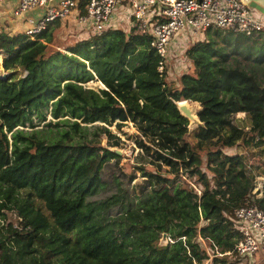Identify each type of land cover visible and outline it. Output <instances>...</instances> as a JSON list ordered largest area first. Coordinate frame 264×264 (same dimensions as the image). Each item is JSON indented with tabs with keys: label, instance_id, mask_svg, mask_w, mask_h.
Here are the masks:
<instances>
[{
	"label": "trees",
	"instance_id": "trees-1",
	"mask_svg": "<svg viewBox=\"0 0 264 264\" xmlns=\"http://www.w3.org/2000/svg\"><path fill=\"white\" fill-rule=\"evenodd\" d=\"M89 2L81 0V15ZM59 23L37 40L0 33L7 74L0 75V214L10 211L20 219L17 228L0 225V264H240L235 213L251 205L264 210V184L261 198L253 194L264 164L254 173L243 155L227 150L242 143L264 156V82L257 71L264 43L242 46L251 38L229 33L237 42L230 45L234 53L250 60L235 66L214 42L211 33L219 32H209L208 40L186 52L195 76L184 75L182 88L175 89L167 82L168 67L159 71L162 58L151 36L109 29L52 51ZM95 79L105 88L85 87ZM182 101L202 108L203 127L192 144L189 121L177 105ZM49 114L47 126L57 133L34 124ZM239 114L247 116V127L235 123ZM128 122L155 171L142 168L138 199L124 198L128 210L112 218L110 210L120 203L116 195L91 199L104 189L106 171L116 182L129 176L119 168V155L101 146L103 134L117 137L89 125L122 128ZM181 173L202 190L174 186ZM163 234L172 239L166 246L160 245Z\"/></svg>",
	"mask_w": 264,
	"mask_h": 264
},
{
	"label": "built area",
	"instance_id": "built-area-1",
	"mask_svg": "<svg viewBox=\"0 0 264 264\" xmlns=\"http://www.w3.org/2000/svg\"><path fill=\"white\" fill-rule=\"evenodd\" d=\"M80 2L17 0L15 4L13 0H0V22H19L39 11L37 17L25 20L21 32L37 40L55 23L72 17L83 27L93 29L95 36L119 29L115 19H121L120 23L128 25L129 30L153 38L151 47L162 58L161 73L165 72L169 54L177 43H197L203 35L214 31L249 38L264 35V14L260 15L248 0H90L84 16L80 14ZM235 223L241 236L235 253L240 264H245L243 261L253 260L260 251L264 253V210L257 205L242 207L235 213Z\"/></svg>",
	"mask_w": 264,
	"mask_h": 264
},
{
	"label": "rangeland",
	"instance_id": "rangeland-1",
	"mask_svg": "<svg viewBox=\"0 0 264 264\" xmlns=\"http://www.w3.org/2000/svg\"><path fill=\"white\" fill-rule=\"evenodd\" d=\"M260 15V13L258 11ZM3 23V22H2ZM0 23V33L8 32L11 35L18 34L22 32L12 31L10 28L9 30L4 29L3 25ZM60 25L56 27V30L54 32V41L50 46V49L52 51H65L70 47L75 46L77 43L87 40L91 38L93 34V29L89 27H83L79 24L77 20H75L73 17L70 20L63 21L59 23ZM8 26V25H7ZM10 26V25H9ZM55 26V25H54ZM119 29H122V27H118ZM125 29H129L126 28ZM122 29V30H125ZM219 33H211L214 39V42L217 47H223L225 49V53L229 56V62L233 63L236 66V62H239L242 66H249L250 60H245L244 52H240L239 54L234 53V49L232 48L231 43L236 44L234 38H236V35H233L234 38L228 39V37H232L231 34L227 32L218 31ZM200 41H206L208 40V33L202 36L200 38ZM200 41H197L200 42ZM241 43V42H240ZM255 43L259 46L261 43H264V35L259 37L256 36L254 38H251V40L248 41H242V46H248L251 47L255 45ZM195 42H188V44L183 43H177L178 46H173L172 51L169 54L168 57V73H167V82L175 89H181L182 88V78L184 75H192L195 76V65L192 60H190L187 56V50H190L195 45ZM215 46V47H216ZM3 57L0 54V75L4 73L3 66H2ZM258 75L264 82V64L260 65L257 68ZM85 87L87 89H92L95 91H100L101 89H104L105 87L98 81L93 80L89 83L85 84ZM191 104V102H189ZM201 107V105H200ZM50 121H53L51 114L48 115V119L46 122H39V120L34 119V124L39 125L37 129L42 130L44 133L48 134L50 131H53L54 133H57L58 130L55 127H49L47 126V123ZM191 123V122H189ZM235 123L237 124H245L247 127L250 124V121H248V118L245 114H239L235 117ZM96 126L99 127H107L110 131V134L113 135L112 138L109 134H103L100 137L101 146L107 149H111L112 151L119 152V158L121 159L120 169L123 173L127 174L129 176L128 179H123L119 175V171L116 170V176L118 175L120 178L119 180H116L112 178L113 174L109 171H106L107 173L103 175V181L105 183L104 189H102L101 192H99L96 196H94L91 200L93 201H103L107 199L108 197H111L113 195H116L119 199L120 203L116 205L114 208L110 210V217L117 218L122 216L125 211L129 208L128 201H125L124 198L133 197V200H137L138 197L135 195L137 194V184L138 182L144 180L145 171L142 170V168L146 169L147 172H154L155 169L153 166H151L149 163L150 161L148 159L142 158V152L138 148L136 144V140L139 137V134L137 132V129L135 128L133 122H128L126 125L122 128H119L116 124L112 127L104 126V124H95L89 125L91 129H94ZM201 127L194 126L192 129H189L188 134V141L192 144L194 142V136L197 134ZM26 130H29L28 128ZM119 143L118 147L113 146L115 143ZM228 154H234L238 153L245 157V164L248 167V169H253V172L255 173L257 169L263 167V152H261L260 149L257 148H250L244 146L242 143L238 145V148L234 150H227ZM203 160L206 163V157L205 154H202ZM114 160H112L113 164ZM264 168V167H263ZM133 174L136 176V178H133ZM257 179V187L254 190L253 194H258L259 191L262 190L263 184H264V177H256ZM175 181H173L174 186L181 184L184 185L186 188H195L199 192L202 190L201 186L196 182L195 179H192L189 175L184 174L182 176V173L180 177L175 178ZM258 197L261 198V194H258ZM20 219L17 214L12 213L10 211L5 212V214H0V225L8 227V225H12L14 228L19 227L20 225ZM167 242H172V239L168 236ZM198 242L202 243L203 248H206L211 255H213V250L211 249L209 242L202 240L201 238L198 239ZM162 237L160 240V245H163ZM213 258V256H212ZM264 259V254L262 251L256 254V257L253 258V260L248 259L247 261H243L245 264H264L263 261L259 260ZM203 264H212V259L206 260Z\"/></svg>",
	"mask_w": 264,
	"mask_h": 264
},
{
	"label": "water",
	"instance_id": "water-1",
	"mask_svg": "<svg viewBox=\"0 0 264 264\" xmlns=\"http://www.w3.org/2000/svg\"><path fill=\"white\" fill-rule=\"evenodd\" d=\"M251 3V6L258 11H260L262 14H264V0H248ZM1 77L5 79L7 77V74L4 72L2 73ZM187 104L180 105L181 102L177 103L178 108L181 112V114L191 123H189L188 129H192L194 126L203 127V123L200 121L199 116L201 114L202 108L200 107V104L198 103H189L188 101H182ZM189 103V104H188ZM115 152V151H114ZM118 155H120L119 152H116ZM167 234H163L162 236V242L163 245H168L169 242H167Z\"/></svg>",
	"mask_w": 264,
	"mask_h": 264
},
{
	"label": "crops",
	"instance_id": "crops-1",
	"mask_svg": "<svg viewBox=\"0 0 264 264\" xmlns=\"http://www.w3.org/2000/svg\"><path fill=\"white\" fill-rule=\"evenodd\" d=\"M13 2L16 4V2H17V0H13ZM38 14H39V11H35V12H31L28 16H26V17H24V18H26V19H28V18H30V17H37L38 16ZM26 19H22L21 21H15V20H7V21H5V22H0V23H2L1 25H3V27H4V29H6V30H9L10 28L12 29V31H18V32H20V30H23L24 29V27L26 26V24H25V20ZM116 20V23H117V25H118V27H122V29H125V27L126 28H129L128 27V25H126V24H124V23H120V20L119 19H115ZM8 25V26H7ZM10 25V26H9ZM18 25V26H17ZM129 29H125V31H128ZM17 34V33H16ZM18 34H20V33H18ZM263 253V252H262ZM264 254V253H263ZM259 259H257V261H258ZM260 261H263L264 262V259H261V260H259V262Z\"/></svg>",
	"mask_w": 264,
	"mask_h": 264
},
{
	"label": "bare ground",
	"instance_id": "bare-ground-1",
	"mask_svg": "<svg viewBox=\"0 0 264 264\" xmlns=\"http://www.w3.org/2000/svg\"><path fill=\"white\" fill-rule=\"evenodd\" d=\"M185 104H187V103H185V102H181V103H180V105H185ZM188 104H189V103H188Z\"/></svg>",
	"mask_w": 264,
	"mask_h": 264
}]
</instances>
